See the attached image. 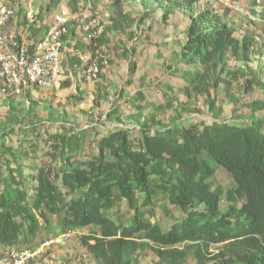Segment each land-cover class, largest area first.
Returning a JSON list of instances; mask_svg holds the SVG:
<instances>
[{"label":"rangeland","instance_id":"obj_1","mask_svg":"<svg viewBox=\"0 0 264 264\" xmlns=\"http://www.w3.org/2000/svg\"><path fill=\"white\" fill-rule=\"evenodd\" d=\"M16 1L22 8L23 0ZM69 1H30V9L34 12L38 8L42 16L40 32L48 29L51 12L56 6L67 5ZM202 1L205 8L212 9L222 22L234 29L237 38L247 33L252 34L255 41L243 60L230 55L224 63L211 65L204 74L200 64L193 66L180 60L190 10L198 8L189 0H120L116 4L111 0H100L99 7L94 9L89 1H79L84 8L95 10L100 16L103 26L100 45L109 55L106 65L110 68L98 81L100 85H93L94 88L87 85L81 73L73 72L81 67L83 60H74L76 67L72 69L73 79L67 88H62L63 84H52L17 96L3 93L0 86V190L2 179L11 174L12 186L21 179V186L31 197L41 168L50 169V180L60 185L55 175L59 176L65 169L63 159L69 156L70 165L78 166L96 154L97 140L112 128L127 129L133 148L137 147L140 132L136 127L141 122L153 131L193 123L217 121L249 125L261 120L264 131V109L250 106L256 101L264 103V27L249 24L233 7L234 4L245 7L252 0ZM47 2L50 4L45 10ZM183 72H198L203 80L189 84L188 80L179 77ZM216 78L219 80L214 83ZM79 97L83 100L79 101ZM114 107L118 108V115L109 114ZM77 130L85 133L78 135L80 144L76 149L70 152L60 143L57 148L52 147V143L57 142L55 135L74 136ZM208 182L212 188L219 187L224 192L235 187L231 175L220 166H216ZM60 188L65 202L80 193ZM242 202L243 199L238 198L235 205L239 207ZM230 204L223 194L220 211H226ZM146 209L153 212L150 221L163 230L186 216L178 206L169 203L167 195L160 190ZM195 209L201 212L203 208L196 205ZM104 213L122 225H129L133 216L132 208L124 200L116 202ZM47 216V222L39 217L41 224L34 234L28 235L23 230L19 241L1 247L2 251L11 247L35 251L26 264H99L80 238L95 230L94 226L68 227L60 217L49 213ZM67 230L73 233L64 240L61 235ZM137 236L141 237L142 233ZM46 241L51 242L44 245ZM138 241L142 245L131 257V264H160L151 249L154 245L142 239ZM184 244L190 243L178 247ZM222 246V243L210 245L208 252L217 253ZM183 264H196L191 253Z\"/></svg>","mask_w":264,"mask_h":264},{"label":"trees","instance_id":"obj_2","mask_svg":"<svg viewBox=\"0 0 264 264\" xmlns=\"http://www.w3.org/2000/svg\"><path fill=\"white\" fill-rule=\"evenodd\" d=\"M85 1L94 9L100 0ZM69 5L75 9L76 0ZM18 13L24 19L21 8ZM190 13L180 60L200 64L202 74L230 55L243 60L255 45L252 34L237 38L234 29L210 8ZM179 77L189 84L203 80L198 72H183ZM250 106L264 109L262 101ZM109 114L118 115V108ZM260 124L261 120L249 125L214 121L151 131L141 122L136 127L140 132L136 148L127 129L112 128L97 140L96 154L78 166L70 165L69 156L63 159L65 169L55 175L60 185L50 180V169L41 168L31 197L21 179L12 186L10 174L2 179L0 190V255L1 247L18 242L23 230L34 234L41 224L39 217L47 222L49 213L68 227H95L80 238L99 264H131L142 245L138 239L154 245L151 249L160 264H183L189 253L196 264H264V131ZM84 133L57 134L52 147L60 143L71 152L80 144L78 135ZM216 166L231 175L234 188L224 192L211 187L208 179ZM60 186L80 193L65 202ZM159 190L186 214L166 230L150 221L153 212L146 209ZM223 194L231 204L221 212ZM238 198L243 199L239 207L235 205ZM120 200L132 208L129 225L116 224L104 213ZM196 205L202 206L201 212ZM219 243L223 246L217 253L208 252L210 245Z\"/></svg>","mask_w":264,"mask_h":264},{"label":"built area","instance_id":"obj_3","mask_svg":"<svg viewBox=\"0 0 264 264\" xmlns=\"http://www.w3.org/2000/svg\"><path fill=\"white\" fill-rule=\"evenodd\" d=\"M192 4L198 6L194 11L205 9L202 0H193ZM233 7L249 24L264 27V0H252L245 7L234 4ZM16 14V4L0 2V86L3 93L20 96L55 83L61 74L63 38L69 36L71 30L91 45V58L84 65L83 76L92 82L98 80L101 66L108 63V53L99 44L103 26L95 10L81 4L75 9L59 5L52 13L48 30L33 41L32 48L18 44L14 32L8 29V23ZM13 47L15 51L9 52L8 49ZM72 233L67 230L61 238L66 240ZM50 242L46 241L44 245ZM35 253L26 248H7L0 255V264H26Z\"/></svg>","mask_w":264,"mask_h":264},{"label":"crops","instance_id":"obj_4","mask_svg":"<svg viewBox=\"0 0 264 264\" xmlns=\"http://www.w3.org/2000/svg\"><path fill=\"white\" fill-rule=\"evenodd\" d=\"M25 1L26 0H23V2H22L23 6L25 8L23 6H21L22 7L21 8L22 13L25 15L24 19H22V15L20 16V14L18 13V9H20V6H18V2L16 0H0V2H3L4 4H16L17 14H16V17L8 23V29L14 32L15 38H16V41L18 44H26L28 47L32 48L33 41L35 39H37L39 36L43 35L48 29L47 30L44 29V31L40 32V25H41L40 22H41V18H42L40 10L38 8H36V10H34V12H33V10L30 9L32 7L30 4V1H32V0H27L26 2ZM79 1H81V0H76L77 6L80 4ZM27 2L29 3L28 5L26 4ZM50 2H51V0H50ZM50 2H47L48 4L45 3L46 4L44 7L45 10H48V6H49ZM59 5H63V4H58L56 6V8ZM67 6L70 7L69 3H67ZM56 8L53 10V12L56 10ZM31 12L34 13L33 17L29 16ZM53 12H51V16H52ZM8 51L14 52L15 48L14 47L10 48V49H8ZM61 56H62L61 74L59 75V77L57 78L55 83H53V84L55 86H57V85L59 86V85L63 84L62 88H67L68 86H70L71 81L73 79L72 69L74 67H76V66H73V64H74L73 62H75L76 60H78L79 62L82 60L83 61L80 64L81 67L75 68L73 70V72H75L77 70V72L79 74L81 73V77H83V80H85L87 82V85L89 87H93V85L99 86L100 84H98V81L102 80L101 77H103V74H105L106 70H108V68H110V66H108V65L101 66L99 78H98V80H96L94 82L87 80L83 76L84 65L91 58V45H89V43L79 33H76L74 31H71L69 36L63 38V45L61 47ZM82 100H83V98L79 97V101H82Z\"/></svg>","mask_w":264,"mask_h":264}]
</instances>
